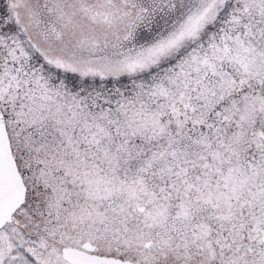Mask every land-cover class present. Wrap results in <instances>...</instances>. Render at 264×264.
I'll return each instance as SVG.
<instances>
[{"label":"snow or ice","instance_id":"obj_1","mask_svg":"<svg viewBox=\"0 0 264 264\" xmlns=\"http://www.w3.org/2000/svg\"><path fill=\"white\" fill-rule=\"evenodd\" d=\"M0 264H264V0H0Z\"/></svg>","mask_w":264,"mask_h":264}]
</instances>
